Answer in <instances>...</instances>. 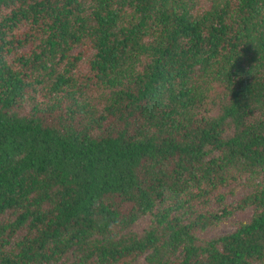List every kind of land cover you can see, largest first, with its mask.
<instances>
[{
	"label": "trees",
	"instance_id": "trees-1",
	"mask_svg": "<svg viewBox=\"0 0 264 264\" xmlns=\"http://www.w3.org/2000/svg\"><path fill=\"white\" fill-rule=\"evenodd\" d=\"M141 259L264 264V0H0V264Z\"/></svg>",
	"mask_w": 264,
	"mask_h": 264
},
{
	"label": "rangeland",
	"instance_id": "rangeland-1",
	"mask_svg": "<svg viewBox=\"0 0 264 264\" xmlns=\"http://www.w3.org/2000/svg\"><path fill=\"white\" fill-rule=\"evenodd\" d=\"M243 184H244V181H241L233 185L235 188V193L234 195H230L227 197L226 199L227 204H235L237 201L241 200L246 195H248L250 190L243 187ZM252 214L253 213L251 210L238 213L234 215L232 218H230L228 222L222 223L217 228H212L206 231L205 234L202 236V238L212 239V238H216L219 236H224L226 234H230L235 231V229L237 228L238 222L249 220ZM147 226H148L147 221H141L136 225L135 230L142 232ZM137 264H145L144 259H141Z\"/></svg>",
	"mask_w": 264,
	"mask_h": 264
}]
</instances>
